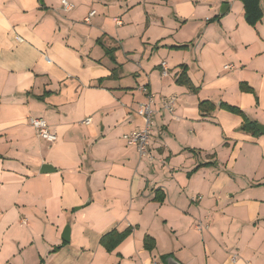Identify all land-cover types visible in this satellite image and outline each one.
I'll return each instance as SVG.
<instances>
[{"label":"crops","instance_id":"0c3cea01","mask_svg":"<svg viewBox=\"0 0 264 264\" xmlns=\"http://www.w3.org/2000/svg\"><path fill=\"white\" fill-rule=\"evenodd\" d=\"M66 1L0 0V264H264V136L217 106L264 126V0L253 27L238 0ZM143 87L151 160L122 140L143 127Z\"/></svg>","mask_w":264,"mask_h":264},{"label":"built area","instance_id":"2783aa9c","mask_svg":"<svg viewBox=\"0 0 264 264\" xmlns=\"http://www.w3.org/2000/svg\"><path fill=\"white\" fill-rule=\"evenodd\" d=\"M61 6L65 11H70L73 9V6L67 2L66 0H61ZM95 15L94 11H90L88 15L83 19L84 23H89L90 18ZM113 22L116 26H121V20L118 18H114ZM231 65H226L224 67L225 70L231 69ZM141 91L145 95V101L141 104H138L137 109L135 110L136 114L142 119L143 121V127L141 129H138L136 131H133L128 134H124L122 136V140L125 142L128 146H133L139 158L141 159H147L151 160L150 153H149V146H150V134H151V123H152V117L154 116V109L153 105L155 103L154 96L148 92L147 88L143 87L141 88ZM176 96L170 95V96H164L159 98L161 109H163L165 112H167L170 115L174 114L175 105H176ZM90 119H86L83 121L84 124H89ZM28 124L33 128L37 136L48 142L53 143L56 140V136L52 134L49 130V127L45 120L41 118H29ZM196 230L202 232L203 230L208 229V225L198 221L195 224ZM148 264H159L156 261H150Z\"/></svg>","mask_w":264,"mask_h":264},{"label":"trees","instance_id":"16d2710c","mask_svg":"<svg viewBox=\"0 0 264 264\" xmlns=\"http://www.w3.org/2000/svg\"><path fill=\"white\" fill-rule=\"evenodd\" d=\"M243 5L244 10V20L247 25L255 26L258 22L261 21L263 18V12L260 7L259 0H238ZM176 49L186 48V46L174 47ZM176 83L181 86H185L188 90L192 93H196L197 89L193 87L189 79L186 77L185 72L182 71L180 75H178L176 79ZM239 88L241 91L245 92H252V89L246 86V84H240ZM218 108L224 109L234 115H237L241 118V124L239 126V130L245 134H249L253 137H258L260 134L256 130V121L250 120L246 117V115L241 111L239 108L227 105L224 103H220L217 105ZM198 108L202 115L206 114L207 112L213 111L216 106L209 103V102H200ZM264 185V184H263ZM131 231V228H128L126 231L122 233H117L115 231L110 232L109 234L103 236L100 239V244L106 249V251L113 250ZM151 239L148 237L144 238V246L147 248L149 247V241Z\"/></svg>","mask_w":264,"mask_h":264},{"label":"water","instance_id":"95a60500","mask_svg":"<svg viewBox=\"0 0 264 264\" xmlns=\"http://www.w3.org/2000/svg\"><path fill=\"white\" fill-rule=\"evenodd\" d=\"M224 6H226V5H224ZM223 7L221 8L220 13L223 12V10H222ZM255 128L259 132L260 135H263L264 136V126H262L260 124H256V127ZM48 169H51L50 165H42L40 172L41 173H46V170H48ZM61 239L64 242H68V240H69V228L68 227L65 228V230H64V232L62 234Z\"/></svg>","mask_w":264,"mask_h":264},{"label":"rangeland","instance_id":"374dc122","mask_svg":"<svg viewBox=\"0 0 264 264\" xmlns=\"http://www.w3.org/2000/svg\"><path fill=\"white\" fill-rule=\"evenodd\" d=\"M258 124H259V122H257ZM253 170H254V168H252V167H250L249 168V170L247 171L248 172V174H246V176L249 178V181L251 182V180L253 179V176H252V174H253ZM264 174V173H263ZM262 174V175H263ZM244 177V176H243ZM245 178V177H244ZM262 186L264 187V185L262 184Z\"/></svg>","mask_w":264,"mask_h":264}]
</instances>
